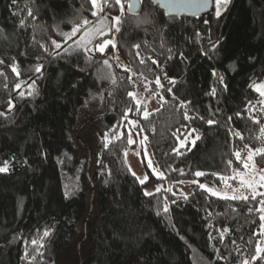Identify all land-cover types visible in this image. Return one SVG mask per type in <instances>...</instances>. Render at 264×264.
<instances>
[{
	"label": "trees",
	"instance_id": "trees-1",
	"mask_svg": "<svg viewBox=\"0 0 264 264\" xmlns=\"http://www.w3.org/2000/svg\"><path fill=\"white\" fill-rule=\"evenodd\" d=\"M121 4L123 13L105 4L103 20L122 23L101 55L72 48L87 30L71 43L63 35L101 16L90 0H0V264H62L74 249L79 264H264V253L251 259L264 247V197L222 199L199 187L221 189L246 171L249 149H264L254 89L264 83V0H230L219 18L199 20L167 18L150 0L129 17ZM134 78L160 104L147 119L129 96ZM100 107L86 148L77 134ZM128 128L146 137L163 178L131 175ZM253 161L264 175V154ZM158 182L167 191L146 196ZM180 184H192L187 199Z\"/></svg>",
	"mask_w": 264,
	"mask_h": 264
},
{
	"label": "rangeland",
	"instance_id": "rangeland-1",
	"mask_svg": "<svg viewBox=\"0 0 264 264\" xmlns=\"http://www.w3.org/2000/svg\"><path fill=\"white\" fill-rule=\"evenodd\" d=\"M99 5H100V0H98L97 8L94 9L98 12V15L101 13ZM213 8H214V13H215V0H214V7ZM225 9H222V13L225 11ZM103 21H104V24L101 26L104 27L105 35L104 36H97L96 39L103 38V37H106L105 39H108L110 37L114 40V43H115V36L117 34V32L115 31V28L112 27V23L109 25L107 23V21H105V20H103ZM98 24H100V22H98ZM98 24H96L95 26H93L92 28H90L88 30L93 29ZM118 27H119V25H118ZM85 32L82 34V36H84ZM72 40H74V38L71 40H68V42L70 43V42H72ZM94 41L95 40H93V43H94ZM109 46H111V45H109ZM73 47L76 49H80V48L84 49L83 45H81V47L77 48L76 43L72 45V48ZM88 47L90 48L91 45H88ZM93 52L99 53V52L95 51L94 49H93ZM114 58H115V64L116 65H118L119 67H122V68L125 67L123 64V61L117 55H114ZM260 85H264V83L259 84L257 86H260ZM257 86L254 88L255 91H256ZM137 92L138 93L133 94L132 98L137 103V105H142L144 107V110L147 111L148 115L159 110L160 104L155 101L154 97L149 96V94L147 92H144V93H140L139 91H137ZM256 92L259 94L258 91H256ZM261 97L264 100V96H261ZM102 110H103V108L100 107L94 113H88L86 118L84 119L85 123L82 125L80 131L77 134L78 140L82 144H84V147H86V148H87V146L92 148L94 145V142L96 141L94 129H93V123L89 122L88 119H90V117L92 115L100 114L102 112ZM144 115H145V111H144ZM121 134L122 133L120 132L118 135L119 138H120ZM127 136H128V139H129V136H131V138L133 140V143L131 145L129 144V146L135 147L134 149H131L128 152H126L124 155L125 164L129 170V172L131 173V175L133 177H135L139 183L141 180H144L146 182L148 180V176L146 174V170H147L154 178L161 179V177L158 175L160 172L157 170V168L153 162V159H152L150 150L147 146L146 140L133 135V133L131 132V129H129V128L127 130ZM106 140L109 141L108 139H106ZM149 162H151V167H149ZM154 169L156 171H154ZM238 173L245 175L246 178H248V179H254L256 181H258L259 176H260V174L254 172L251 169H248L244 172L238 171ZM162 178H163V176H162ZM191 185L192 184H180L179 187H177L178 193H180L182 196H188L191 192V188L189 187V189H188V186H191ZM206 187L211 189L213 192L219 193L220 196H234V195H239L240 193H243L245 195H252L251 189L241 187L240 177L237 176V173L235 174L234 178H232V180H230L229 182H226L221 189H216V188L209 187V186H206ZM157 189H159V191H157ZM234 189H236L238 191H233ZM145 191L151 192V193H153L152 195H155L157 193L167 191V188H166L165 183L158 182L154 185V187L148 188ZM145 191H144V194H145ZM203 191H205V190H203ZM205 192L207 194H209L210 196L220 198V196L211 195L208 191H205ZM256 192L257 193H263L261 190V187L258 184L256 186ZM152 195H150V196H152ZM77 251H78L77 249H74L73 251L69 252V254L66 257H64L62 264H79V255H78Z\"/></svg>",
	"mask_w": 264,
	"mask_h": 264
},
{
	"label": "snow or ice",
	"instance_id": "snow-or-ice-1",
	"mask_svg": "<svg viewBox=\"0 0 264 264\" xmlns=\"http://www.w3.org/2000/svg\"><path fill=\"white\" fill-rule=\"evenodd\" d=\"M103 2L105 4H107L108 0H103ZM90 3L92 4L93 9L97 8L98 0H90ZM228 3H229V0H215V16H216V18H219L221 16L222 9H225L227 7ZM115 4L119 5L121 7V12L123 13V5L121 4V0H115ZM207 4H208V0H200V3L198 6L199 7H206ZM131 6L132 5L129 4V8ZM100 11H103V9L101 8ZM29 14H31V13H29ZM91 14L94 17L98 16V12L96 10H93ZM89 23H90L89 20L84 19L81 21V23L78 26H74L70 33H64L63 35L65 37V43H67L68 40L73 39L77 35V33L81 32L82 29H85ZM120 23H122L121 17H119V16L112 17V27L115 28L116 32L120 31V28L118 27V25ZM206 23H207V21H206ZM103 24H104V21L101 20L100 24H98L96 27H94L91 30L86 31L84 36H82L80 40L76 41L77 48H79V47H81V45H83V47L86 48L88 51H93V49H94L95 51L99 52L101 55L104 54L105 49L108 48L109 45H111L112 48H115L116 45H115L114 40L112 38L103 39L102 41H97L95 44H93V40H95L97 36H104L105 35L104 27L101 26ZM53 44H54V47L56 49H59L62 47L61 44L56 43L55 41H53ZM88 45H93V46H92V48H89ZM134 47L138 48L139 45H135ZM213 47H215V45H213ZM49 55H51V53H49ZM0 63H2V61H0ZM103 63L106 66L108 65V61L106 59L103 61ZM141 63H143V60H141ZM152 63L156 64L157 62L155 60H153ZM40 70L41 69L38 66L36 68V72H39ZM125 70H127V69H125ZM13 71L14 72L16 71L15 67H13ZM155 83H156L157 87H162V85L160 84L159 78L156 79ZM16 87L19 88L20 85H16ZM169 91H171V89H169ZM256 91H258L261 96H264V85L257 86ZM20 95L23 96L24 93L21 92ZM129 96H133V94L129 93ZM161 100H163V97H161ZM9 104L11 105V101H9ZM181 106L183 107L184 105L182 104ZM0 115H3V113H0ZM147 117H148V113L145 110V115L143 118L147 119ZM184 118L186 120L189 119V116L186 112H185ZM208 123L211 125L215 122L212 120H209ZM261 131H262V133H264V129H262ZM237 135H238V133H237ZM145 139H146V137H145ZM197 139H198V137H197ZM128 143L130 145L133 143L131 136H129ZM193 143H195V140H193ZM262 154H264V149H256L255 152H253V150L249 149L248 155H247L246 159H244V161H243L244 169L248 170L250 168H255L256 165H255V162L253 161V157L255 155H262ZM234 155L237 157V159H240V153L239 152L235 153ZM250 162H252V163H250ZM229 163H231V162H229ZM149 167H151V162H149ZM7 169H8V164L6 162L2 167H0V172H5V171H7ZM154 171H156V170L154 169ZM260 171L264 172V169H260ZM158 175L161 178L163 176L162 173H159ZM202 175H204V173H202V172H196L195 173V176H197V177H200ZM237 176L240 177L241 187L248 188V189L252 190L251 199H256L257 195L264 197V193H257L256 192L257 184L260 187H264V175H260L258 181L254 180V179H248V178H246L245 175H242L241 173H237ZM144 182H145L144 180L140 181L141 184H143ZM194 183H195V181H194ZM199 187L205 191H208L211 195L220 196L219 193L213 192L211 189L207 188L204 184H199ZM157 191H159V189H157ZM233 191H238V190L234 189ZM152 194L153 193H151V192L145 191L146 196H150ZM65 195L67 196L68 193H65ZM184 198L187 199L186 196ZM220 198L247 201L249 199V196L245 195L243 193H240L239 195H234V196H220ZM259 204L261 205V207L259 209H256V211L261 213L260 220L262 222H264V199H261L259 201ZM164 211L165 212L168 211L167 206H165ZM249 211L251 212L252 209H249ZM260 227H261L262 231L259 233V235L264 236V223H261ZM225 231H227V230L225 229ZM47 235H48V233L46 232L45 236H47ZM262 253H264V247H261V245L259 243H257V245L255 247V254L252 256L251 259L256 260L258 257H261ZM243 264H250V262L248 260H245V261H243Z\"/></svg>",
	"mask_w": 264,
	"mask_h": 264
},
{
	"label": "water",
	"instance_id": "water-1",
	"mask_svg": "<svg viewBox=\"0 0 264 264\" xmlns=\"http://www.w3.org/2000/svg\"><path fill=\"white\" fill-rule=\"evenodd\" d=\"M115 1V0H108ZM127 6L126 14L129 17H136L140 12V0H124ZM151 3L157 7L160 11L163 12L167 18H184L187 20H199L210 16L214 12L213 3L214 0H208L206 7H199L200 0H150ZM101 16L88 25L84 30H88L98 24L102 19L106 17L105 13V3L103 0H100ZM129 4L132 6L129 8ZM71 43V42H70ZM50 57L48 60H50ZM47 62V61H46ZM45 65L42 67L41 72L37 75V78L43 74Z\"/></svg>",
	"mask_w": 264,
	"mask_h": 264
},
{
	"label": "built area",
	"instance_id": "built-area-1",
	"mask_svg": "<svg viewBox=\"0 0 264 264\" xmlns=\"http://www.w3.org/2000/svg\"><path fill=\"white\" fill-rule=\"evenodd\" d=\"M134 81H135V83H136V87L139 89V91H141L142 93L146 92V91L144 90V88L142 87L140 81H139L137 78H134Z\"/></svg>",
	"mask_w": 264,
	"mask_h": 264
}]
</instances>
